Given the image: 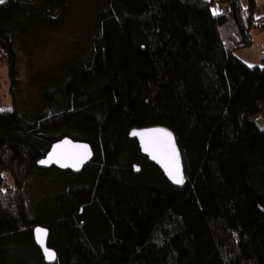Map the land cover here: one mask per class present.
Returning <instances> with one entry per match:
<instances>
[{
  "label": "trees",
  "instance_id": "16d2710c",
  "mask_svg": "<svg viewBox=\"0 0 264 264\" xmlns=\"http://www.w3.org/2000/svg\"><path fill=\"white\" fill-rule=\"evenodd\" d=\"M72 2L0 3L15 104L0 111V264H48L38 227L55 264H264V68L235 55L264 31L256 1L104 0L88 61L44 74L43 105L21 111L18 48L60 31ZM149 128L176 137L180 188L130 138ZM65 138L93 161L40 169Z\"/></svg>",
  "mask_w": 264,
  "mask_h": 264
},
{
  "label": "rangeland",
  "instance_id": "374dc122",
  "mask_svg": "<svg viewBox=\"0 0 264 264\" xmlns=\"http://www.w3.org/2000/svg\"><path fill=\"white\" fill-rule=\"evenodd\" d=\"M241 2L246 5L247 0ZM104 6V0H73L68 22L60 31L38 35L31 46L18 48L21 111L43 105L44 74L54 71L64 80L70 67L88 61L96 39V17ZM260 33H263L260 41H264V32ZM260 46L244 49L236 57L250 68H264V52ZM14 105L9 69L0 61V109H14Z\"/></svg>",
  "mask_w": 264,
  "mask_h": 264
},
{
  "label": "water",
  "instance_id": "95a60500",
  "mask_svg": "<svg viewBox=\"0 0 264 264\" xmlns=\"http://www.w3.org/2000/svg\"><path fill=\"white\" fill-rule=\"evenodd\" d=\"M133 133H148L149 135H145L142 137L140 135H134ZM163 133L171 134V140L174 143L176 152L178 153L179 169L184 178V167L181 153L178 148L177 139L172 132L164 128L141 129L131 132L130 138L137 142L142 156L148 158L150 163L159 168V170L162 172V174L170 184L177 188H180L183 184L175 183V181L168 174V168L172 163L170 160L171 146L168 144V137L164 136ZM146 145H148L147 151L145 150ZM50 157H52L51 160L49 159ZM93 159L94 152L92 147L88 143L77 142L70 138H65L52 145L48 154L39 162V168L42 170H50L54 168L62 172H72L73 174H80L93 161ZM42 161H47V163H42ZM38 230L47 233L43 246L38 242ZM33 235L35 243L43 253L45 261L48 264H55L57 262V254L48 246V229L44 227H38L34 230ZM45 248L55 254L53 259L50 260L48 258L45 252Z\"/></svg>",
  "mask_w": 264,
  "mask_h": 264
},
{
  "label": "snow or ice",
  "instance_id": "6c2138e0",
  "mask_svg": "<svg viewBox=\"0 0 264 264\" xmlns=\"http://www.w3.org/2000/svg\"><path fill=\"white\" fill-rule=\"evenodd\" d=\"M4 0H0V3H3ZM213 14L214 15H220L222 13H220L218 10L214 9L213 10ZM251 66V65H250ZM0 111H2V109H0ZM134 135H140V136H145V135H149L148 133H133ZM164 136L168 137V144L171 146V154H170V160H171V166H169L168 168V174L169 176L175 181V183L177 184H183L184 183V178L183 175L179 169V164H178V153L175 150L174 147V143L171 140V134L170 133H163ZM145 150H148V145H146ZM87 154V153H85ZM155 158V157H153ZM50 160L52 159V157L49 158ZM42 163H47V161H42ZM63 166H68V165H63ZM38 242L41 243V245L43 246L45 243V239H46V232L40 231L38 230ZM45 252L46 255L48 256V258L51 260L54 258L55 254L53 252H51L50 250H48L47 248H45Z\"/></svg>",
  "mask_w": 264,
  "mask_h": 264
},
{
  "label": "crops",
  "instance_id": "0c3cea01",
  "mask_svg": "<svg viewBox=\"0 0 264 264\" xmlns=\"http://www.w3.org/2000/svg\"><path fill=\"white\" fill-rule=\"evenodd\" d=\"M256 3H257V17L258 18H263L264 19V0H255ZM247 3H248V0H247ZM246 3V5H247ZM264 32V31H263ZM263 33H260V32H255L253 34V40H254V43H253V46H257V44L261 45L260 48L261 49V52H264V41H260V35H262ZM244 50V49H242ZM242 50H239L235 53V55H237L240 51ZM238 56V55H237ZM242 61V60H241ZM243 62V61H242Z\"/></svg>",
  "mask_w": 264,
  "mask_h": 264
}]
</instances>
